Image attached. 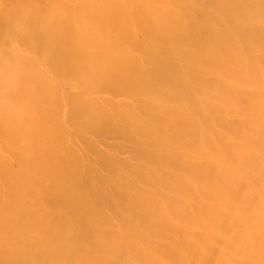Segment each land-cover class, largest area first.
Returning <instances> with one entry per match:
<instances>
[{
    "label": "bare ground",
    "instance_id": "1",
    "mask_svg": "<svg viewBox=\"0 0 264 264\" xmlns=\"http://www.w3.org/2000/svg\"><path fill=\"white\" fill-rule=\"evenodd\" d=\"M0 264H264V0H0Z\"/></svg>",
    "mask_w": 264,
    "mask_h": 264
}]
</instances>
